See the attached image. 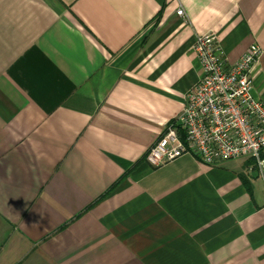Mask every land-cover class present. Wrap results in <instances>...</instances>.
Listing matches in <instances>:
<instances>
[{
	"label": "crops",
	"instance_id": "1",
	"mask_svg": "<svg viewBox=\"0 0 264 264\" xmlns=\"http://www.w3.org/2000/svg\"><path fill=\"white\" fill-rule=\"evenodd\" d=\"M207 33L264 101V0H0V264H264L253 161L145 160Z\"/></svg>",
	"mask_w": 264,
	"mask_h": 264
},
{
	"label": "built area",
	"instance_id": "2",
	"mask_svg": "<svg viewBox=\"0 0 264 264\" xmlns=\"http://www.w3.org/2000/svg\"><path fill=\"white\" fill-rule=\"evenodd\" d=\"M176 15L184 16L183 10ZM201 74L184 98L178 123L169 124L145 160L158 168L183 155L207 165L247 159L264 174V101L251 96L252 68L262 50L250 46L234 63L224 58L213 33L197 36L192 45Z\"/></svg>",
	"mask_w": 264,
	"mask_h": 264
}]
</instances>
